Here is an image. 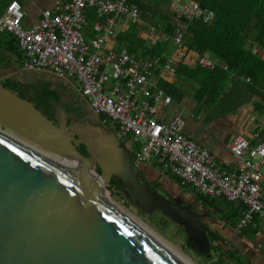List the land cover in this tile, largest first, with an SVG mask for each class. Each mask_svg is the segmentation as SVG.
I'll list each match as a JSON object with an SVG mask.
<instances>
[{"label": "water", "instance_id": "1", "mask_svg": "<svg viewBox=\"0 0 264 264\" xmlns=\"http://www.w3.org/2000/svg\"><path fill=\"white\" fill-rule=\"evenodd\" d=\"M15 68L0 77V125L10 132L0 129V264H194L110 201L107 187L113 177L122 180L125 194L141 211L162 214L198 253L210 256L207 216L183 206L182 199L154 193L122 140L100 123L83 94L97 124H69L75 114H65L58 103H53V121L2 85L25 71L50 70ZM11 133L71 164L49 159ZM81 144L88 155L79 150Z\"/></svg>", "mask_w": 264, "mask_h": 264}, {"label": "built area", "instance_id": "2", "mask_svg": "<svg viewBox=\"0 0 264 264\" xmlns=\"http://www.w3.org/2000/svg\"><path fill=\"white\" fill-rule=\"evenodd\" d=\"M169 10L179 20L209 23L215 18V11L197 0H171ZM139 11L131 0H69L61 10L47 9L40 20L25 27L23 5L12 0L0 13V31L16 36L26 68L47 69L78 81L100 123L114 130L137 167L157 161L161 173L179 178L188 189L243 203L236 230L241 233L259 223L264 231V114L254 141L241 134L229 140L228 148L238 160L236 171L228 170L208 148L188 137L182 117L159 121V105L169 98L154 78L159 71L174 74V59L138 58L127 49L108 46L109 38H117L123 17L142 25ZM185 29L183 25L177 30V45ZM198 62L210 69L223 65L210 54L200 56Z\"/></svg>", "mask_w": 264, "mask_h": 264}, {"label": "trees", "instance_id": "3", "mask_svg": "<svg viewBox=\"0 0 264 264\" xmlns=\"http://www.w3.org/2000/svg\"><path fill=\"white\" fill-rule=\"evenodd\" d=\"M131 1L140 10L141 19L145 23L143 25L154 28L157 40L152 46L145 44L144 39L137 37L143 28L142 25L134 24L133 30L129 34L119 36L120 43L129 53L135 54L137 57L168 55L174 52L173 41L177 30L186 25L180 45L186 53H193L197 56L210 54L219 59L222 64L227 65V70L220 66L209 69L196 65L191 71L190 78L198 84L195 91V100L199 104V109L214 107L222 113H227L234 112L243 105L247 97H244V91H240V87L237 88L235 84L231 85L229 83L230 79L238 83L237 79L231 77V73L237 76L250 77L253 87H264V57L254 53L250 46L254 42L264 45V0H197L202 6L215 11V18L209 23L197 19L179 20L176 13L169 10L171 0ZM90 19L91 22L95 20L93 15ZM0 35V67L8 61V57L4 56L3 53L13 56L18 67H25V55L17 38L13 34ZM22 80V77L18 75L4 80L2 85L31 101L47 117L53 119L51 113L54 109L53 103L60 101V97L55 95L51 85L42 83L39 86L34 82H23ZM161 86L176 99L182 98L179 91V95L175 96L177 89L173 85L162 82ZM257 107L258 115L262 116L264 105L260 104ZM101 119H104V117L101 116ZM108 130L114 132L112 128ZM78 148L83 154L88 155L84 145L81 144ZM131 159L134 161L132 154ZM152 167L158 170L160 164L153 161ZM96 171L100 173L97 166ZM139 173L142 176L141 167ZM161 174L170 177L180 188L188 190L187 187L182 186L179 178L169 173ZM145 181L154 193L166 197L160 178L145 179ZM108 189L113 197L122 198L128 204L139 208L137 201L130 199L125 194L122 180L113 177ZM191 191L197 203L211 207L217 213L224 212L214 198L204 196L194 188H191ZM244 209L245 207L242 208V211ZM150 218L152 221L157 222L163 232L169 225H175L178 232L183 234L187 246L201 258L202 264H241L240 260L235 257V252L224 249V238L221 234L210 230L206 225L204 227L207 230L211 244L210 256L198 253L197 245L190 242L184 231L162 214L157 213L151 215Z\"/></svg>", "mask_w": 264, "mask_h": 264}, {"label": "crops", "instance_id": "4", "mask_svg": "<svg viewBox=\"0 0 264 264\" xmlns=\"http://www.w3.org/2000/svg\"><path fill=\"white\" fill-rule=\"evenodd\" d=\"M11 1L12 0H0V13L5 11L6 7ZM19 1L22 3L23 9L25 11L23 25L25 27H28L34 22L41 19L42 17L41 14L43 13V11L47 9L59 11L62 9L63 4L69 0H19ZM122 19L124 20V27L126 31L118 32L117 38L108 39V46L113 47L115 50L126 49L122 45V43H120L119 36L129 34L131 24L133 23L126 17H123ZM152 30H154V28H152ZM0 34L5 35L11 33L0 31ZM151 35L146 33L144 28V30L141 29L137 37L144 39L145 44H147L148 46H152L157 39L152 41L153 37ZM154 35L157 36V34ZM173 44L175 46V48H173L174 52L169 53L168 55L162 57L163 58L171 57L174 59L173 61H174L175 73L172 75H166L164 72L159 71L154 78L158 86H160L165 91L166 96L169 98L168 101L164 100L159 105V109L156 114V117L161 122H170L176 116L182 117L185 121V127H184L185 134L191 139H193L194 142H197L200 146L208 148L216 156L218 162L222 163L228 170L236 171L238 167V160L230 152L228 148V143L233 136L238 134L247 137L251 141H254L253 139L255 133H257L261 128L260 120L262 116L258 115L257 105L258 106L260 104L264 105V87L263 88L257 86L253 87L251 85L252 82L250 77L237 76L234 73H231V77L237 79L238 83H235L233 79H230L229 83H231V85L235 84L237 88L240 87V91L243 90L244 97L246 96L247 98L246 101L243 103V105L240 106L234 112L222 113L221 111L215 109L214 107H210V108L206 107L208 109L206 114L207 116L208 115L210 116L211 120L209 121L205 119L207 118V116H205L203 120L204 121L206 120L208 122L209 127L213 131L217 133L222 132L221 135L223 138L221 139V142L214 144V142H212V139H208L204 137L201 131L197 132V128H196L197 125L196 126L194 125L196 123H194L193 125L189 123L192 115L196 116V113L198 114L197 109L202 110V108L199 109V106L196 107V109L195 108L191 109V106L189 105L190 97L187 92L189 89H192L193 97L195 100V91L197 90L198 84L190 78L191 75L190 73L196 65H200L198 62V58L200 56H197L196 54L193 53H186L185 50L182 49L180 45H177L175 43V41H173ZM250 46L254 53L264 57L263 44H260L259 42H254L251 43ZM3 55L8 57L7 58L8 61L4 63V66L0 67V77L14 72L16 70L15 67H18L16 59H14L13 56L6 53H3ZM217 66H220L225 70L228 69V67L225 68V66H227L225 64L217 65ZM29 72H34L40 76L37 82L34 81L35 83H39V84L48 83V82L50 83L51 81L56 82L58 80L63 79L57 76L55 73H49L50 71L49 72L29 71ZM248 79L250 80L248 81ZM162 82L167 83L169 85H173V87L177 89L175 96L177 97V95H179L180 92L182 94V98L176 99L171 94L167 93L166 90L161 86ZM185 115L190 118L186 119ZM217 120H221L222 122H224V125L221 128H218L220 130H218L217 127L213 125L214 122ZM146 167L147 168L149 167L152 170L157 171V169L152 167V164H149ZM188 190L191 191V189ZM211 198H214L216 200V203L219 204V207H221L224 212L217 213L213 208L204 206L201 203H197V207L201 211V213L207 216V218L204 220V225H206L210 230H214L217 233L221 234V236L224 238V244H225L224 249L227 251L232 250L233 252H235V257L240 260L241 264H264V231H262L261 228L259 227V223L249 226L241 233H239L236 230V225L239 220V217L243 213L242 208L245 207L244 204L240 202H230L223 197H211Z\"/></svg>", "mask_w": 264, "mask_h": 264}, {"label": "rangeland", "instance_id": "5", "mask_svg": "<svg viewBox=\"0 0 264 264\" xmlns=\"http://www.w3.org/2000/svg\"><path fill=\"white\" fill-rule=\"evenodd\" d=\"M139 23H142V27L145 28V32L148 33L149 35H151L152 33V41L153 40H156L157 39V36H155L154 34H156L154 32V30H152V27L149 26V25H146L144 26L143 22H139ZM133 26H134V22L131 24V27H130V32L133 30ZM127 29V28H126ZM152 30V32H151ZM116 31L117 32H124L126 31L125 30V27H124V20L122 19L120 21V24L118 25V27L116 28ZM147 35V34H146ZM148 36V35H147ZM155 36V38H154ZM146 38H149V37H146ZM147 40V39H146ZM149 40V39H148ZM150 41V40H149ZM40 78V76L34 72H26L24 73V79L26 81H36ZM75 84L80 88V84L78 81H75ZM188 95H189V105L191 106V109H196V107H198V104L196 103V101L194 100V97H193V90L192 89H189L188 91ZM207 108L204 107L202 108V110H198L197 109V112L198 114L196 113V116L192 115L189 123L191 125L194 124L195 126L197 125V132L198 131H201L202 132V135L208 139H212V142H214V144L216 143H219L221 142V139L223 138L221 133H217L215 131H213L210 127H209V124L208 122L204 119L205 116H207L206 112H207ZM195 112V111H194ZM186 116V115H185ZM190 117H187L186 116V119H188ZM207 120H211L210 119V116L208 115L207 118H205ZM215 127L218 128H221L223 125H224V122H222L221 120H217L214 122L213 124ZM233 125V124H232ZM0 129H3L5 130L7 133H10L7 129H5L4 127H2L0 125ZM216 130V129H215ZM220 130V129H218ZM196 132V133H197ZM12 134V133H11ZM14 137L20 139L21 141H24L25 144L27 143L28 145H30L31 147L33 148H36L37 150L45 153V154H48V155H55L47 150H44L42 147L32 143L31 141H29L28 139H25L24 137L20 136V135H17V134H12ZM153 172V175H152V179H155V178H160V180L162 181L163 183V186H164V189L167 191H170L172 192L174 195H180L181 197H183L186 201H188L189 203H194L196 202L195 200V197L193 195V192L190 191V190H185V189H182L180 188L176 183H174L170 177L166 176V175H162L160 173V171H155V170H152ZM263 174H264V167L262 168V171H261ZM107 195L109 196V198L111 199V201H113V203H115L116 205H118L119 207H121L123 210H125L127 213H129L131 216H133L135 219H137L138 221L142 222L143 224L147 225L148 227H150L151 229H153L154 231H156L160 236L163 237V239L170 243L175 249H177L179 252L183 253L185 256L189 257L192 261H194L196 264H202L201 262V258L198 257L194 250L190 249L187 244H186V241L183 237V234L179 233L178 230L176 229L175 225H169L167 228H165L164 232L162 231V229L160 228V226L157 224V222H154L151 220L150 216L151 215H148L144 212H141V210L139 208H137L136 206L134 205H130L128 204L124 199L122 198H118V197H113L111 195V192L110 190L108 189L107 187Z\"/></svg>", "mask_w": 264, "mask_h": 264}, {"label": "flooded vegetation", "instance_id": "6", "mask_svg": "<svg viewBox=\"0 0 264 264\" xmlns=\"http://www.w3.org/2000/svg\"><path fill=\"white\" fill-rule=\"evenodd\" d=\"M29 72L25 71L20 75L22 77V81H26L24 79V73ZM31 82V81H29ZM35 83V82H34ZM49 83V82H48ZM36 85L41 86L39 83H35ZM52 87V89L55 91V95L57 97H60V101L55 102L58 103L59 109L64 112L65 114L72 115L75 114L74 117L69 116L68 117V123L71 124L72 122H80V123H86V122H92L94 124L98 123V120L94 117V114L90 110L84 96L82 95V92L80 88L73 82L74 85L69 84L65 79L58 80L56 82L51 81L49 83ZM53 121H56L55 117L57 115L56 108L53 104ZM149 164H146V166ZM145 165L144 167H141V174L144 179L152 180L153 171L151 168H147ZM146 167V168H145ZM166 198L171 200L176 199H182L183 200V206L190 205L191 209L195 213H201V211L197 207V202L189 203L186 201L183 197L180 195H174L172 192L165 190Z\"/></svg>", "mask_w": 264, "mask_h": 264}, {"label": "bare ground", "instance_id": "7", "mask_svg": "<svg viewBox=\"0 0 264 264\" xmlns=\"http://www.w3.org/2000/svg\"><path fill=\"white\" fill-rule=\"evenodd\" d=\"M33 148V147H32ZM36 149V148H34ZM37 150V149H36ZM43 153V152H41ZM44 154V153H43ZM46 157H48L49 159L55 161V162H58L60 164H64V165H68V164H71L69 161H67L66 159H63L61 157H58L56 155H48V154H44ZM111 201V200H110ZM113 202V201H111ZM115 204V203H114ZM140 222V221H139ZM142 223V222H140ZM143 224V223H142ZM144 226H146L148 229H150L152 232H154L156 235H158L160 238L163 239L162 236H160L156 231H154L153 229H151L150 227H148L147 225L143 224ZM164 240V239H163ZM165 241V240H164ZM168 243V242H167ZM169 245H171L170 243H168ZM172 246V245H171ZM173 247V246H172ZM174 248V247H173ZM177 250V249H176ZM178 251V250H177ZM179 252V251H178ZM181 253V252H180ZM183 256H185L183 253H181ZM187 259H189L192 263L196 264L194 261H192L189 257L185 256Z\"/></svg>", "mask_w": 264, "mask_h": 264}]
</instances>
